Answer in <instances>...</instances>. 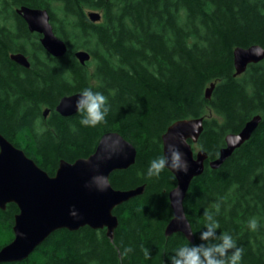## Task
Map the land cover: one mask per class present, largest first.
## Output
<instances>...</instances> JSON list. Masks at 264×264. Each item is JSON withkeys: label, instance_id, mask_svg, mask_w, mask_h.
I'll return each instance as SVG.
<instances>
[{"label": "trees", "instance_id": "1", "mask_svg": "<svg viewBox=\"0 0 264 264\" xmlns=\"http://www.w3.org/2000/svg\"><path fill=\"white\" fill-rule=\"evenodd\" d=\"M22 6L50 12L68 47L64 57L44 48L18 14ZM90 11L101 20L93 21ZM253 44L264 47V0H0V134L54 175L62 160L90 156L106 132L117 131L137 148V158L112 173V185L145 186L114 209L113 239L105 228H63L28 258L2 264H170L178 248L202 243L205 212L218 222L217 236L227 233L243 248L241 264H264V60L241 75L234 65V50ZM81 49L91 54L86 64L76 57ZM16 53L26 55L30 67L14 61ZM86 88L107 98L105 121L95 127L82 125L79 111L63 116L56 110L64 96ZM256 115L262 120L250 139L212 168L226 136ZM192 117H204L194 148L209 156L184 201L194 242L181 232L165 233L174 215L175 175L167 167L147 175L150 162L164 155L167 128ZM18 212L15 203L0 208V250L14 238ZM253 218L255 231L248 227Z\"/></svg>", "mask_w": 264, "mask_h": 264}, {"label": "water", "instance_id": "2", "mask_svg": "<svg viewBox=\"0 0 264 264\" xmlns=\"http://www.w3.org/2000/svg\"><path fill=\"white\" fill-rule=\"evenodd\" d=\"M27 22L32 32L41 35V43L53 56L61 58L66 54V42L58 37L51 23L47 9L22 6L17 9ZM93 21L101 20V13L90 11ZM76 57L82 64L91 59V54L84 49L76 51ZM17 63L30 67V61L23 53L12 54ZM264 60V47L253 44L237 47L234 50L236 75L244 73L252 63ZM215 83L206 90L211 97ZM80 92L64 96L56 107L63 116L78 112L76 102ZM49 109L44 112L47 116ZM262 120L261 115L249 120L241 131L229 133L226 145L220 150L210 166L219 168L257 129ZM204 130V117L180 119L172 123L162 136L163 152L167 154V145L174 144L183 154L189 166L187 174L168 168L176 177L177 184L170 191L169 198L173 217L166 226L165 233L170 236L181 232L194 242L195 235L187 217L184 201L194 178L205 170L209 156L203 149L195 151L193 144L199 142ZM137 148L117 131L106 132L100 139L94 153L79 158L74 162L62 160L54 175L41 168L34 159L4 135L0 134V208L5 210L7 204L15 203L19 212L15 215L14 238L0 250V264L22 261L28 258L45 240L59 229L78 230L88 226L93 229H106L108 237L114 238L119 219L114 209L143 194L145 186L132 189H116L110 180L116 170L127 169L136 162ZM98 165V169L94 168ZM103 174L109 180L106 191H99L91 185V179ZM177 188L182 195L173 196Z\"/></svg>", "mask_w": 264, "mask_h": 264}, {"label": "clouds", "instance_id": "3", "mask_svg": "<svg viewBox=\"0 0 264 264\" xmlns=\"http://www.w3.org/2000/svg\"><path fill=\"white\" fill-rule=\"evenodd\" d=\"M77 110L83 113L80 123L84 126L95 127L97 124L105 121L109 111L107 98L100 92H94L90 88L82 90L79 99L76 102ZM98 169V165H94ZM172 168L178 172L187 174L188 164L184 160L183 154L174 144L167 145V154L153 159L147 170L148 177L159 176L166 168ZM91 185H95L97 190L106 191L109 187V180L103 174H97L92 177ZM182 195L181 190L177 188L173 196ZM219 205H217V211ZM205 230L200 233V244H191L182 246L175 251L170 258V264H241L243 257V248L237 247L235 241L227 233L216 234L219 227L213 216L205 212ZM248 227L255 231L258 228V222L255 218L248 222ZM220 241L219 243H204L207 241ZM231 250V255L229 252ZM132 251L128 247L124 249L122 255H127ZM146 258L149 256L148 250L145 249Z\"/></svg>", "mask_w": 264, "mask_h": 264}, {"label": "rangeland", "instance_id": "4", "mask_svg": "<svg viewBox=\"0 0 264 264\" xmlns=\"http://www.w3.org/2000/svg\"><path fill=\"white\" fill-rule=\"evenodd\" d=\"M194 149H195V151H197V150H198V148H197V147H195Z\"/></svg>", "mask_w": 264, "mask_h": 264}]
</instances>
